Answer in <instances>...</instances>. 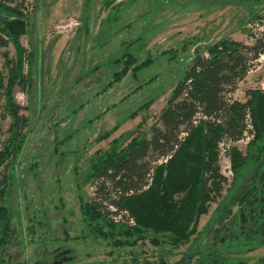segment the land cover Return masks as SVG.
Returning <instances> with one entry per match:
<instances>
[{
	"label": "rangeland",
	"instance_id": "1",
	"mask_svg": "<svg viewBox=\"0 0 264 264\" xmlns=\"http://www.w3.org/2000/svg\"><path fill=\"white\" fill-rule=\"evenodd\" d=\"M18 1L27 19L26 32L19 38L28 56L22 72L28 63L30 67L27 85L14 86L12 96L21 116L27 117L28 132L10 172L4 204L11 213L13 235L1 252L25 264L179 260L191 250L190 242L161 255L146 241L119 249L101 239L78 238L82 223L76 195H90L92 181L84 180V174L99 153L115 144L123 146L135 130L147 131L196 52L221 37L247 43L249 32L264 29V0H113L106 8L104 0ZM102 6L105 14L99 16ZM257 14L261 16L254 17ZM125 51L135 59H127ZM14 57L9 42L0 45L1 73L6 74ZM140 63L133 75L131 68ZM254 63L232 98L243 100L246 90L264 88V55ZM128 64L126 74L111 83L113 73ZM148 98H153L148 105L136 109ZM9 121L0 92V143L8 135ZM106 130V138L93 141ZM67 134L70 137L64 139ZM244 138L226 146L231 172L232 150L243 151L248 140ZM221 139L215 146L218 192L225 185L220 174L225 159L217 145ZM215 192L211 190L214 199L199 217L198 229L214 200L220 199ZM238 255L253 262L264 256V245Z\"/></svg>",
	"mask_w": 264,
	"mask_h": 264
},
{
	"label": "trees",
	"instance_id": "2",
	"mask_svg": "<svg viewBox=\"0 0 264 264\" xmlns=\"http://www.w3.org/2000/svg\"><path fill=\"white\" fill-rule=\"evenodd\" d=\"M112 2L104 0L103 6ZM21 6L18 0H0V45L9 42L15 56L6 74L0 72V92L10 120L8 135L0 143V264H25L16 255L1 252L13 235L11 213L4 204L10 172L28 132L27 117L21 116L12 96L14 86L27 85L30 67L28 63L22 72L28 56L19 41L27 29ZM248 35L247 43L221 37L206 44L194 54L147 131L135 130L123 146L115 144L98 154L84 174V180L92 181L90 195H76L82 223L78 238L101 239L119 249L146 241L161 255L190 242L191 250L183 251L172 264H188L192 257L191 264H264V256L249 262L238 255L264 245V88L246 90L243 100L231 97L237 83L264 55V31ZM124 54L135 59L127 51ZM142 64L131 68L133 75ZM130 65L115 71L111 83L118 82ZM109 130L93 141L106 138ZM244 133L249 138L243 151L233 148L231 153V182L224 193L218 192L216 142L221 137L237 141ZM160 158L165 160L158 162ZM211 190L220 199L214 200L198 229L199 217L214 199ZM160 264L169 263L160 258Z\"/></svg>",
	"mask_w": 264,
	"mask_h": 264
},
{
	"label": "built area",
	"instance_id": "3",
	"mask_svg": "<svg viewBox=\"0 0 264 264\" xmlns=\"http://www.w3.org/2000/svg\"><path fill=\"white\" fill-rule=\"evenodd\" d=\"M22 7V11H23V5L21 6ZM258 30H263L264 31V29H258ZM261 56V55H260ZM258 59V58H257ZM247 127H249L250 128V125L249 124H247ZM182 134V133H181ZM182 136V135H181ZM243 136L245 137L244 139L245 140H247L248 138H249V136L248 135H246L245 133L243 134ZM243 138V137H242ZM242 138H240L239 140H241ZM238 141V140H237ZM233 142H236V141H232V140H230V139H228V138H222L218 143H217V145H220L219 146V148H220V155H221V157H223V159H225L224 161H223V165H222V170L220 169V174H221V176L225 179V185L221 188V190H220V192L221 193H224V191H225V188L226 187H228V185L230 184V182H231V179H232V177H233V172H231V169H230V166H229V164H228V159H229V156H228V153H227V151H226V146L228 145V144H230V143H233ZM161 160H165V158H160V159H158V162H160ZM226 180H227V182H226ZM91 189V188H90ZM215 202L216 201H214V205H215ZM109 208L111 209V210H114V208L113 207H111V206H109ZM122 213H124L125 215H126V213H125V211H122ZM122 213H120V214H117V216H115V217H113L115 220H118L119 218H120V215L122 214ZM128 222L129 223H132V219L131 218H128Z\"/></svg>",
	"mask_w": 264,
	"mask_h": 264
},
{
	"label": "crops",
	"instance_id": "4",
	"mask_svg": "<svg viewBox=\"0 0 264 264\" xmlns=\"http://www.w3.org/2000/svg\"><path fill=\"white\" fill-rule=\"evenodd\" d=\"M111 6V5H110ZM75 10V17H77L78 18V20H79V15H78V8H76V9H74ZM105 14V9L102 7V8H99V16H102V15H104ZM79 26H80V21H79ZM78 26V27H79Z\"/></svg>",
	"mask_w": 264,
	"mask_h": 264
}]
</instances>
